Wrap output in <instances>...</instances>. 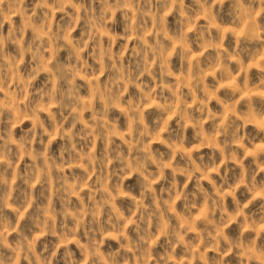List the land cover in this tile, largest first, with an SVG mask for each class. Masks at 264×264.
<instances>
[{
    "label": "clouds",
    "instance_id": "9594fccd",
    "mask_svg": "<svg viewBox=\"0 0 264 264\" xmlns=\"http://www.w3.org/2000/svg\"><path fill=\"white\" fill-rule=\"evenodd\" d=\"M0 264H264V0H0Z\"/></svg>",
    "mask_w": 264,
    "mask_h": 264
}]
</instances>
